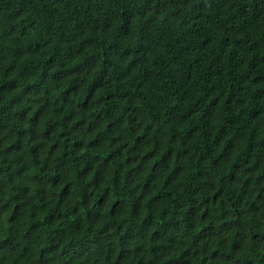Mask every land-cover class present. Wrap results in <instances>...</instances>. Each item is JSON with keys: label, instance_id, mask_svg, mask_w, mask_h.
I'll return each mask as SVG.
<instances>
[{"label": "trees", "instance_id": "trees-1", "mask_svg": "<svg viewBox=\"0 0 264 264\" xmlns=\"http://www.w3.org/2000/svg\"><path fill=\"white\" fill-rule=\"evenodd\" d=\"M0 264H264V0H0Z\"/></svg>", "mask_w": 264, "mask_h": 264}]
</instances>
